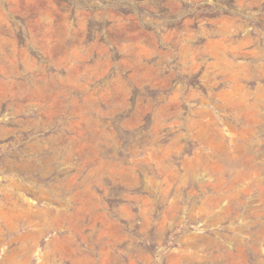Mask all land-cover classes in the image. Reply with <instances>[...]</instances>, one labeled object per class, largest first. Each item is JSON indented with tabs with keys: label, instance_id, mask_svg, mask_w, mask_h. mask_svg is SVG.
<instances>
[{
	"label": "rangeland",
	"instance_id": "rangeland-1",
	"mask_svg": "<svg viewBox=\"0 0 264 264\" xmlns=\"http://www.w3.org/2000/svg\"><path fill=\"white\" fill-rule=\"evenodd\" d=\"M0 264H264V0H0Z\"/></svg>",
	"mask_w": 264,
	"mask_h": 264
}]
</instances>
